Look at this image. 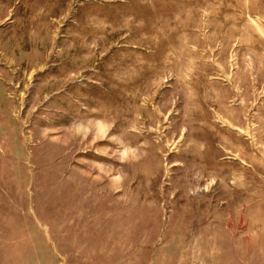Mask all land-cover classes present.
Here are the masks:
<instances>
[{
  "label": "rangeland",
  "instance_id": "obj_1",
  "mask_svg": "<svg viewBox=\"0 0 264 264\" xmlns=\"http://www.w3.org/2000/svg\"><path fill=\"white\" fill-rule=\"evenodd\" d=\"M0 264H264V0H0Z\"/></svg>",
  "mask_w": 264,
  "mask_h": 264
}]
</instances>
